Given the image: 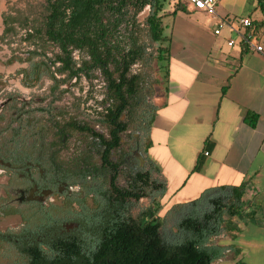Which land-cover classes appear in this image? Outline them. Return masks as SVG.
<instances>
[{
	"label": "trees",
	"instance_id": "obj_1",
	"mask_svg": "<svg viewBox=\"0 0 264 264\" xmlns=\"http://www.w3.org/2000/svg\"><path fill=\"white\" fill-rule=\"evenodd\" d=\"M189 5L188 0L185 4L179 0L176 8L190 13ZM161 10V0H36L5 11L0 7L5 26L0 42L27 48L26 57L14 55L8 61L28 62V67L17 71L24 86L33 87L44 77L54 82L52 89L73 79L78 85L83 78L92 88L96 79L105 84V99L98 104L103 109H94L104 133L75 116H68L66 124L51 117L60 142L69 133L76 138L69 160L62 161L76 177L72 184L81 191L60 203L0 209L2 215H19L26 231H52L62 222L73 221L80 224L81 233L41 236L42 242L34 236V241L16 243L14 238L23 230L0 232V257L5 249L7 254L0 264H216L229 251L239 254V248L216 239L223 234L234 238L239 231L237 217L243 211L247 182L208 188L195 199L169 205L160 216L167 183L154 176L160 173L159 167L147 159L143 168L135 170L123 160L112 159L117 150L125 151L122 134L129 130L139 132L145 155L151 144L158 106L149 98L161 83L155 64L165 83L170 78V38L163 34ZM257 10L264 15V0H257L250 14L236 18L249 17L251 23L243 32L261 37L264 17L253 18ZM241 47L242 52L248 49L244 42ZM89 94L82 100L84 106ZM12 98L9 110H26V104ZM257 118L248 112L245 121L255 126ZM16 122L13 116L9 125ZM7 131L0 129V141L17 147L23 131ZM144 198L150 204L134 213ZM234 264L247 263L237 260Z\"/></svg>",
	"mask_w": 264,
	"mask_h": 264
},
{
	"label": "crops",
	"instance_id": "obj_2",
	"mask_svg": "<svg viewBox=\"0 0 264 264\" xmlns=\"http://www.w3.org/2000/svg\"><path fill=\"white\" fill-rule=\"evenodd\" d=\"M6 2L0 0L3 11ZM169 14L174 17L170 78L155 100L158 112L151 144L141 157L145 163L153 161L160 169L154 176L166 180L163 208L195 199L211 187L247 182L243 211L237 217L239 231L234 238L219 236L218 242L240 252L229 251L217 263L264 264V53L242 52L240 38L227 25L222 30L227 28L228 37L222 30L215 34L219 19L193 21L176 6ZM218 15L244 31L238 14ZM4 29L0 15V35ZM230 33L238 39L236 49L228 45ZM3 47L6 44L0 42ZM248 112L258 116L255 126L245 121Z\"/></svg>",
	"mask_w": 264,
	"mask_h": 264
},
{
	"label": "flooded vegetation",
	"instance_id": "obj_3",
	"mask_svg": "<svg viewBox=\"0 0 264 264\" xmlns=\"http://www.w3.org/2000/svg\"><path fill=\"white\" fill-rule=\"evenodd\" d=\"M16 62L27 64V66L20 69L26 68L29 65L28 62L20 61H15L11 64ZM58 77L60 78V76ZM45 80L51 82L48 88V96L51 99L47 103L37 106V108H42L41 110H33L36 107H31V101H22V104L27 105L25 111L21 110L18 113L17 110H9L10 99L16 97L13 95L5 98L3 105H0V116L4 117L3 126L0 129H7V132H11V134L13 129H21L23 131L21 136L23 141L17 147L10 148L6 142L0 141V179H5L2 184V192L4 194H0V209L1 207L21 208L26 207L27 204H48L49 202L59 201L58 199L62 200L65 196H74L77 192L81 191L79 185L72 184L76 180V177L71 175L68 170L69 167L62 161V159L64 161L66 159L69 160L68 156L72 154L77 145L76 138L72 137V134L69 133L60 142V135L57 133L58 129L56 127L51 128L52 124L56 122L54 118H51L52 116L65 124L68 122L67 120H70L67 119L68 116H75V120L88 121L95 130L104 133L105 129L98 122L97 111L94 110L95 108L99 110L103 109L98 104L105 99L104 81L96 79L93 81L95 86L92 88L91 82L84 78L78 85L77 80L73 79L69 83L54 89H52L54 82L47 77H44L33 87L24 86L21 79L20 82L24 87L32 89L40 87ZM84 82H87L89 85L87 89L83 88L84 98L87 97L88 92H90L89 96L91 95L87 101V106H84L81 102L78 103L79 97L73 91L75 87L83 86ZM64 89H68V91L61 94ZM67 94L74 96L70 105L65 107L56 105ZM152 102L155 103V99ZM51 106L54 108L51 109ZM6 112L7 115H5ZM61 112H63L65 120L61 119ZM13 116L17 117V122H20V124L16 122L9 125L12 122ZM35 119L37 121L41 119L40 123L35 122ZM138 134L139 132L133 130L122 134V147L125 148V151L123 152V150L119 149L114 153L112 159L115 162L123 160L129 168L135 170L145 166V162L141 157V138ZM120 166L122 168L124 165ZM23 226L25 227V224L21 221V224L17 228L8 229L23 230L14 238L16 243H21L23 240L34 241V236H37V241L42 242L41 236L58 234L65 237L81 233L80 224L73 221L62 222L57 228H52V231L38 229V231L31 232L23 229ZM89 230L87 233H91L93 228H89ZM7 236L11 238L8 234Z\"/></svg>",
	"mask_w": 264,
	"mask_h": 264
},
{
	"label": "rangeland",
	"instance_id": "obj_4",
	"mask_svg": "<svg viewBox=\"0 0 264 264\" xmlns=\"http://www.w3.org/2000/svg\"><path fill=\"white\" fill-rule=\"evenodd\" d=\"M27 1H36V0H15V1L7 0V2L5 3V6L6 7H12V6L13 7H23V5H25ZM176 1L178 0H161L162 10L160 13L163 14V17H162V22L164 24L163 34L168 37H170L173 32L172 30H173V23H174L173 22L174 17L171 14H169V12L175 9ZM181 1L182 3L185 4V0H181ZM189 6L191 7V5ZM256 6H257V0H222L219 6L217 7V10H218V13L222 16L223 15H235V14H238L240 16H246L250 14V12ZM148 12H149V9L145 10V12L143 13V16L144 17L147 16ZM165 12L167 14H164ZM188 16H189V19L193 21L202 20L205 23L207 22L210 23L209 21L211 19L213 23H215L213 16L208 15L201 10L192 11L188 14ZM263 17H264L263 13L259 10L255 12V15H253V18H258V20H262ZM212 27H214V24H212ZM222 32L224 36L228 37L229 32L227 28H224ZM230 37L236 42L238 41L235 34L230 33ZM225 47L227 48V44L225 45ZM238 47L239 45L236 43L233 49H236ZM26 49L27 48L25 47H18L17 44H6V47H3L0 49V73L2 74V77L0 78V105H3V102L5 101L4 99L7 97H10L11 95L16 96V99L20 101L21 103L22 101H31V107H37L38 105H42V103L45 104L51 99V97L48 96V93H49L48 88L51 84L49 80H45L43 84L38 88L37 87L32 88V89L26 88L21 84L20 82L21 77L17 75V71L21 67L27 66V64H22L18 62L14 64L7 63V60L9 59V57H12L14 55H21L22 57H26L27 56V54L25 53ZM155 67H156L155 76L158 78V80L161 83L154 86L153 96L149 98V100L151 101H153L154 99L157 100L158 98L161 97L162 92H164V84H165L163 74L160 73L159 66L157 63L155 64ZM88 86L89 85L87 84V82L83 83V87H85V89H87ZM80 88L81 86H77L73 89L74 93L78 95L77 97H81L79 98V100L77 99L78 103L80 102L82 103V100L84 99V96H85V94H83ZM73 98H74L73 95L67 94L64 96V98L61 101L57 102L56 105L60 107L69 106ZM5 115H7V112ZM35 116L37 115L35 114ZM36 121L37 119H35V122ZM40 121L41 119H38L37 122L40 123ZM2 126L3 124H0V128ZM138 135L140 136V134ZM4 181H5L4 178L0 179V194H4L2 192L3 190L2 184L4 183ZM121 183H123V180L121 181ZM58 200L59 201H56V202L60 203L61 199H58ZM90 204H92L91 201H90ZM149 204H150V199H147V198L142 199L139 202L138 208L135 209L134 213H138L142 207H146ZM167 208L168 206L160 209L159 211L160 216H163L165 214ZM20 224H21V217L19 215L0 214V231L2 232L7 231L9 228L15 229ZM227 235L228 234H226L225 236ZM220 238L221 237L219 238L217 237L216 241L219 242ZM2 252L4 253V254H1L2 257H4V255H7L5 254L6 249L5 251H2ZM216 264H228V263H224V262L217 263L216 262Z\"/></svg>",
	"mask_w": 264,
	"mask_h": 264
},
{
	"label": "built area",
	"instance_id": "obj_5",
	"mask_svg": "<svg viewBox=\"0 0 264 264\" xmlns=\"http://www.w3.org/2000/svg\"><path fill=\"white\" fill-rule=\"evenodd\" d=\"M189 4L196 10H201L208 15L213 16V18L219 19L217 27L215 29V34H220L222 28L227 25L230 27L231 31L234 32L239 38L240 42H244L248 49L254 50L256 52L264 53V35L258 37L254 35L253 32H240L234 27V21L228 17L221 18L218 15L217 7L222 0H188ZM251 19L249 17H244L239 19V24L245 28L249 26ZM236 41L233 39L228 40L229 46H234ZM207 154V153H206Z\"/></svg>",
	"mask_w": 264,
	"mask_h": 264
}]
</instances>
